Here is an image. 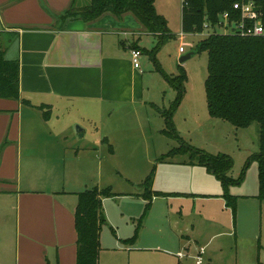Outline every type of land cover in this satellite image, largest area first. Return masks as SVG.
I'll use <instances>...</instances> for the list:
<instances>
[{"label": "crops", "instance_id": "crops-1", "mask_svg": "<svg viewBox=\"0 0 264 264\" xmlns=\"http://www.w3.org/2000/svg\"><path fill=\"white\" fill-rule=\"evenodd\" d=\"M72 2L0 0V32L17 38L6 45V56L18 59L19 90L31 103L0 97V264H77L78 194L105 188L100 187L103 161L108 175L113 170L109 162L113 148L103 143L114 141V133L100 126L109 123L112 130L129 108L151 109L153 102L151 86L145 85L152 71L149 66L147 71L135 69L130 49L150 52L157 35L148 33L130 13L121 18L105 13L92 22L80 16L61 21L58 17ZM86 3L76 0L77 11ZM155 9L164 17L157 0ZM142 37L153 40L143 44ZM140 44L150 45V51ZM152 62L156 65V60ZM44 105L56 111L55 117H41L38 107ZM85 119L96 133L78 143L81 137L73 125ZM86 134L85 127L82 137ZM171 160L165 163L185 168L190 180L151 185L144 197L149 210L137 231L135 220L141 210L130 214L133 210L123 200L135 201L133 196L140 193L125 197L111 189L113 196L101 199L105 222L98 236L97 264H217L220 249H208L212 238L200 240V234L235 236L247 228L245 218L238 217L243 207L239 197L264 203L257 195L231 194L235 209L223 225L215 211H231L221 191L211 192L210 172L189 156ZM125 214L128 223L123 221ZM105 226L114 238H108ZM256 235L253 230L246 237ZM255 250L248 252L249 264L254 263ZM247 259L227 258L224 264H245Z\"/></svg>", "mask_w": 264, "mask_h": 264}, {"label": "rangeland", "instance_id": "rangeland-1", "mask_svg": "<svg viewBox=\"0 0 264 264\" xmlns=\"http://www.w3.org/2000/svg\"><path fill=\"white\" fill-rule=\"evenodd\" d=\"M181 1L157 0V8L163 13L172 35L165 39L157 50L154 56L156 65L152 62L153 55L151 52H144L139 58L140 69L144 71L149 66L148 68L152 71L151 75L146 77L145 84L151 86L149 94L151 95L150 99L153 100L152 104L149 105L151 109L144 107L141 109L129 108L128 113H125L115 122L116 126H112V130L108 127L111 125L109 123L100 126L102 130L114 133V141L103 143L105 145L109 144L113 148V154L109 161L113 170H109L110 175H108L106 161H103L101 173L103 185L100 187H109L113 192L125 194V197H129V194L140 193V195L133 196L136 198L135 201L123 200L126 203L124 206L133 210L130 211V214L137 215L141 210V215L139 214L135 220L136 231L139 229V223L144 217L142 215L147 202L141 184L151 171L154 170L151 184L153 188L164 186L171 181L182 184L189 182L190 179L187 178L188 173L185 168L177 167L176 164L165 163L167 161L160 162L162 156L176 149L180 150L181 145L190 146L210 156L224 155L230 158L232 167L229 172L225 173V176L234 181L241 178L242 180L228 187L227 194L229 196L231 194L240 196L258 195L257 164L251 157L253 153L258 151L259 124L253 123L246 128H233L227 122L217 120L208 114L204 90V82L207 76L206 53L193 54L189 60L182 64L179 63L182 56L195 50L198 42L208 35V31L205 30L202 34L182 33ZM216 31L228 33L230 30L217 28ZM122 39L124 40L123 37ZM142 39L143 44L149 39L150 41L153 40L151 37H142ZM150 45H152V42ZM150 45L144 47L140 44L147 51H150ZM180 48L183 49V53L179 52ZM179 65L184 69L187 80L183 83L184 91L178 105L175 106L177 92L167 82L165 75H177ZM161 72L163 76L160 74ZM38 110L43 119L45 118L44 115H48V117L56 115V111L44 107L38 108ZM170 110L172 111L171 124L173 132L179 138L178 140L171 135L161 133L165 125L160 114ZM75 126H79L83 130L86 127L87 130L85 136L76 140L78 143H86L91 133H96L94 129L90 130V125L86 119L81 120L80 124L73 125V130ZM188 156L189 152L178 153L173 156V159H186ZM209 177L210 182L214 184V189L211 192L221 191L220 197L225 199L220 181L211 172ZM222 198L220 200L223 202ZM239 202L243 203V207H241L242 211L238 212V217L242 215L247 222V228L244 231L238 232L235 236L233 234L230 236H214V233L210 232L204 235L201 233L200 240L202 238H212L208 244V249H220V252H217L216 255L220 259H216L217 264H224L227 258L232 261L235 257L248 258L245 264H249L248 252L251 249H256L253 264H258V262L263 264L264 252H260V249H264V203L260 204L256 199L246 200L241 197L238 199ZM226 203L231 214L228 210H225V212L215 211L217 222L223 225L227 223L228 215L231 218L233 213L231 205L227 201ZM123 221L128 223L127 214L124 215ZM105 227L106 235L109 239H112L113 232L108 226ZM253 230L257 234L256 238L246 237V234L251 233ZM258 252L260 256L258 260L260 261L257 260ZM235 254L237 255L235 256Z\"/></svg>", "mask_w": 264, "mask_h": 264}, {"label": "trees", "instance_id": "trees-1", "mask_svg": "<svg viewBox=\"0 0 264 264\" xmlns=\"http://www.w3.org/2000/svg\"><path fill=\"white\" fill-rule=\"evenodd\" d=\"M73 0L70 8L58 18L65 21L70 17L80 16L85 22H92L105 13L121 18L124 14H132L139 24L150 34L157 35V42L150 51L154 56L162 43L172 35L163 16L155 9V0H87L85 6L77 11ZM240 0H182L181 31L184 34L208 35L200 40L193 54L205 52L207 55V76L204 82L206 109L208 114L220 121L227 122L233 128H246L253 123L259 124L258 151L252 154L257 164L258 195L264 202V35L260 37L241 36L233 24L240 20L237 11L232 9L233 3ZM259 20L264 30V0H255ZM227 13V26H222V15ZM217 28H227L228 33H219ZM17 38L13 34L0 32V97L20 102L31 103L21 96L19 90L18 59H8L6 45L14 44ZM138 49V48H135ZM179 73L166 76L167 82L177 92L175 106L184 91L183 83L187 80L184 69L178 66ZM48 106H39L38 108ZM172 111H165L166 120L163 134L179 139L173 132L171 124ZM45 119L48 115H44ZM189 152L191 162L205 167L220 181L224 198L235 209L234 197L227 194L228 187L234 181L225 176L232 167L228 156H210L190 146L181 145L180 150L171 151L160 158V162L171 161L178 153ZM154 176V170L145 178L142 187L148 198ZM111 189L94 188L78 194L75 209V226L77 239V264H97L98 236L105 220L102 216V198L112 197ZM149 205H146L145 215Z\"/></svg>", "mask_w": 264, "mask_h": 264}, {"label": "built area", "instance_id": "built-area-1", "mask_svg": "<svg viewBox=\"0 0 264 264\" xmlns=\"http://www.w3.org/2000/svg\"><path fill=\"white\" fill-rule=\"evenodd\" d=\"M232 9L237 11L240 16V20L233 24V28L237 29L239 35L250 37H260L264 35L255 0L237 1L233 3ZM221 19L222 26H227L228 14H223ZM179 52L183 53V49L180 48ZM141 55L142 53L139 49H130V60L135 69L140 67L139 58Z\"/></svg>", "mask_w": 264, "mask_h": 264}, {"label": "water", "instance_id": "water-1", "mask_svg": "<svg viewBox=\"0 0 264 264\" xmlns=\"http://www.w3.org/2000/svg\"><path fill=\"white\" fill-rule=\"evenodd\" d=\"M193 55V53H189V54H186L184 56H182L180 59H179V63L182 64L184 63L185 61L189 60L191 58V56ZM82 128L79 127V126H75L74 127V132L76 133L77 137H82Z\"/></svg>", "mask_w": 264, "mask_h": 264}]
</instances>
